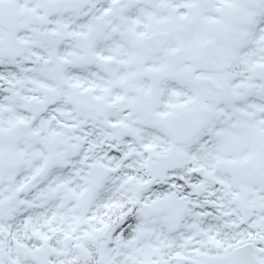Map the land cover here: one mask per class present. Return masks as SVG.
I'll return each mask as SVG.
<instances>
[{
  "label": "snow or ice",
  "instance_id": "obj_1",
  "mask_svg": "<svg viewBox=\"0 0 264 264\" xmlns=\"http://www.w3.org/2000/svg\"><path fill=\"white\" fill-rule=\"evenodd\" d=\"M0 264H264V0H0Z\"/></svg>",
  "mask_w": 264,
  "mask_h": 264
}]
</instances>
